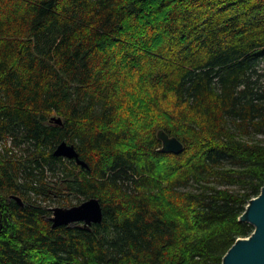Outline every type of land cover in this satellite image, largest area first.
Returning <instances> with one entry per match:
<instances>
[{
    "label": "trees",
    "instance_id": "1",
    "mask_svg": "<svg viewBox=\"0 0 264 264\" xmlns=\"http://www.w3.org/2000/svg\"><path fill=\"white\" fill-rule=\"evenodd\" d=\"M263 67L264 0H0V264H222L264 186ZM89 198L100 224L52 227Z\"/></svg>",
    "mask_w": 264,
    "mask_h": 264
},
{
    "label": "water",
    "instance_id": "2",
    "mask_svg": "<svg viewBox=\"0 0 264 264\" xmlns=\"http://www.w3.org/2000/svg\"><path fill=\"white\" fill-rule=\"evenodd\" d=\"M50 121L57 125L62 124L59 117H52ZM157 138L161 142L160 151L163 153L177 154L183 149V144L177 138L168 136L164 131H158ZM53 156L74 160L78 166L87 168L86 163L79 159L75 147L65 141L56 146ZM11 199L22 205L20 198L13 196ZM50 210L52 216L49 220L53 228L74 223H82L87 227L100 224L103 219L102 207L95 198H89L72 207H54ZM241 221L247 222L253 231L247 238L238 239L229 248L222 264H264V186L260 194L247 205Z\"/></svg>",
    "mask_w": 264,
    "mask_h": 264
},
{
    "label": "rangeland",
    "instance_id": "3",
    "mask_svg": "<svg viewBox=\"0 0 264 264\" xmlns=\"http://www.w3.org/2000/svg\"><path fill=\"white\" fill-rule=\"evenodd\" d=\"M263 68H264V67H263ZM260 138H262V137H260ZM74 201H75V200H74ZM74 201H73V203L75 204ZM51 207L54 208V207H60V206L52 203V206H51Z\"/></svg>",
    "mask_w": 264,
    "mask_h": 264
}]
</instances>
